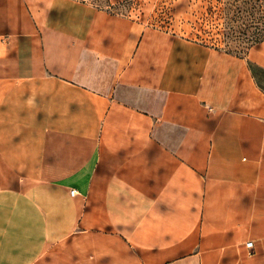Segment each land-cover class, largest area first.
<instances>
[{
  "label": "crops",
  "instance_id": "0c3cea01",
  "mask_svg": "<svg viewBox=\"0 0 264 264\" xmlns=\"http://www.w3.org/2000/svg\"><path fill=\"white\" fill-rule=\"evenodd\" d=\"M0 264H264V40L0 0Z\"/></svg>",
  "mask_w": 264,
  "mask_h": 264
},
{
  "label": "rangeland",
  "instance_id": "374dc122",
  "mask_svg": "<svg viewBox=\"0 0 264 264\" xmlns=\"http://www.w3.org/2000/svg\"><path fill=\"white\" fill-rule=\"evenodd\" d=\"M95 7H111L128 14L141 26L158 29L180 39L222 45L221 25L209 13L219 0H79ZM217 15V13H215Z\"/></svg>",
  "mask_w": 264,
  "mask_h": 264
},
{
  "label": "trees",
  "instance_id": "16d2710c",
  "mask_svg": "<svg viewBox=\"0 0 264 264\" xmlns=\"http://www.w3.org/2000/svg\"><path fill=\"white\" fill-rule=\"evenodd\" d=\"M209 13L219 19L223 44L206 45L245 56L264 40V0H219V8L215 10L212 5Z\"/></svg>",
  "mask_w": 264,
  "mask_h": 264
},
{
  "label": "built area",
  "instance_id": "2783aa9c",
  "mask_svg": "<svg viewBox=\"0 0 264 264\" xmlns=\"http://www.w3.org/2000/svg\"><path fill=\"white\" fill-rule=\"evenodd\" d=\"M247 246H248L249 248H253V242H252V241H248V242H247Z\"/></svg>",
  "mask_w": 264,
  "mask_h": 264
}]
</instances>
